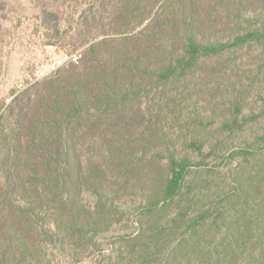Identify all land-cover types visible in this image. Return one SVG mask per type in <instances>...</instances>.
<instances>
[{
	"label": "trees",
	"instance_id": "obj_1",
	"mask_svg": "<svg viewBox=\"0 0 264 264\" xmlns=\"http://www.w3.org/2000/svg\"><path fill=\"white\" fill-rule=\"evenodd\" d=\"M203 3L111 0L81 58L1 112L0 264L121 221L107 264H264V7Z\"/></svg>",
	"mask_w": 264,
	"mask_h": 264
},
{
	"label": "rangeland",
	"instance_id": "obj_2",
	"mask_svg": "<svg viewBox=\"0 0 264 264\" xmlns=\"http://www.w3.org/2000/svg\"><path fill=\"white\" fill-rule=\"evenodd\" d=\"M256 1L252 0V4L246 5H255L258 9L264 7V0H260L259 4H255ZM110 2L111 0H0V114L20 93L34 85L56 80L68 69L60 68L48 77L34 81L39 67L47 68L63 53H79L81 58L89 44L101 32L98 30L88 34L86 27L93 23L97 26L109 23ZM195 3L204 4L203 0H195ZM200 11L202 12L201 8ZM82 40L88 42L80 44ZM112 124L116 128H122L117 121H112L95 131L108 139L114 131ZM76 136L79 137L78 134ZM102 136L97 137L96 132L94 136H85L82 139L95 138L83 148L89 153L99 154L101 144L98 138L103 139ZM132 184L130 189L123 190L125 196H121L126 201H133L126 203L128 206L141 202L136 180ZM84 198L88 205H92L91 196L85 195ZM127 225L129 223L121 221L120 225L112 226L92 238V241L88 240L81 246L79 244V248L70 246L55 253L48 250L46 257L33 264H107L110 263L108 259L117 263L118 244H115L114 239L127 233ZM51 252L53 257L49 254Z\"/></svg>",
	"mask_w": 264,
	"mask_h": 264
},
{
	"label": "built area",
	"instance_id": "obj_3",
	"mask_svg": "<svg viewBox=\"0 0 264 264\" xmlns=\"http://www.w3.org/2000/svg\"><path fill=\"white\" fill-rule=\"evenodd\" d=\"M79 59V53H63L58 59H54V61H52V63L48 65L47 68H45L44 66L39 67L35 72L34 81L44 79L63 66L71 63H76Z\"/></svg>",
	"mask_w": 264,
	"mask_h": 264
}]
</instances>
